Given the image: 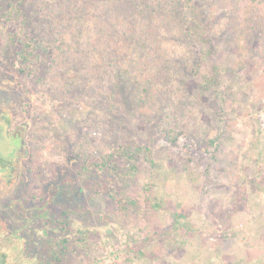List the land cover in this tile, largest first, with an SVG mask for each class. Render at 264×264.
<instances>
[{
	"label": "rangeland",
	"instance_id": "374dc122",
	"mask_svg": "<svg viewBox=\"0 0 264 264\" xmlns=\"http://www.w3.org/2000/svg\"><path fill=\"white\" fill-rule=\"evenodd\" d=\"M118 1L87 9L76 55L47 24L75 0L22 1L12 22L0 9V157L18 178L0 197V260L18 245L8 262L38 264L40 238L20 236L13 215L60 186L54 205L66 197L88 210L67 234L84 230L88 243L74 240L62 264H264V0H181L174 12L159 0H121L117 11ZM120 10L130 44L109 29ZM108 43L122 47L117 68L102 60ZM136 148L153 164L143 152L134 172L117 156L88 181L68 174ZM113 195L134 205L121 210Z\"/></svg>",
	"mask_w": 264,
	"mask_h": 264
},
{
	"label": "trees",
	"instance_id": "16d2710c",
	"mask_svg": "<svg viewBox=\"0 0 264 264\" xmlns=\"http://www.w3.org/2000/svg\"><path fill=\"white\" fill-rule=\"evenodd\" d=\"M22 1L25 0H0V9L4 4L7 6V10L3 11V15L6 21L12 22V19L15 15L22 14ZM112 1L113 0H110V2ZM122 2L123 1L121 0L117 2L115 6V9L117 11L119 7H121L122 9ZM158 2H160L163 8H167L171 12H174V10L177 9V7L181 4V0H159ZM96 3V0H94L86 8L87 5L84 0H75L74 7L70 4H64L65 6H63V8H59L57 6L56 9H53L54 11L47 17V24L49 23V25H52V29H54L55 35L58 36L56 37V40L60 43L58 49L62 51L66 50L68 53H74V55L79 53V36L82 37L83 33L89 29L87 26H85L86 24H83L80 21V19H85L88 11L87 9L92 7V5H95ZM109 8H112V4L108 5L107 9ZM123 12L124 10L122 11V13ZM122 13L121 10L119 12L112 13L111 18H118V22L120 23H110L111 27L109 29L112 33L117 34V36L119 37V41L127 39L126 44H130V41L133 40V38L128 36V32L131 30V28L127 27L123 29L124 24L121 23L123 21V18H121ZM57 15H59V17H57ZM109 15L110 14L108 13L107 16L109 17L110 21ZM26 22L27 20L24 19V23ZM113 44L114 43L109 45L108 43V45L103 49L102 60L105 63L110 60L109 63L115 66L114 64L116 63V58L118 59V57L121 56V52L119 50H121L122 47L117 43L115 47V53L119 55L117 56L111 48ZM117 64H119L118 61ZM172 134L173 133L169 131L166 135V138L171 143L176 141V137ZM143 152L146 153L148 151L136 148L134 154L128 153L125 150L118 151L117 153L112 152L101 158L102 161L100 163H98V161L93 162L90 159L87 161L83 160L82 162H80V164L72 166V169L68 170V174L73 176V178L75 176H79L81 181H88L90 172L95 173L98 169L109 168L110 166L114 165L113 163L117 164L118 161H115V158L117 156L118 158H121L120 163L118 162L119 164L125 162L128 165V172H134L137 169L136 164L133 162L134 156H139ZM146 158L149 164L152 165L153 162L151 160V154L149 152ZM117 166L119 170L120 165ZM113 168L114 170H110L114 173H117L118 170L115 167ZM17 179V172L15 170L14 163L11 162V160L0 157L1 198L11 195L12 191L17 186ZM62 184H67L71 188V190L68 188L66 190V192L70 193V191L73 190V186L75 183L74 181H71L69 183L63 181ZM94 188L98 190V188H100V183L95 184ZM62 189L63 188L60 186H55L54 188H52V190L49 192V197L45 206H32L27 211L23 207L21 209L17 207V209L19 210L16 214L13 215L16 221H20L19 223L21 224V226H19L18 229L20 236H23V234H27L33 241H38L37 238H40L39 243H41L42 245V250L38 255V264H62L63 261L70 255V253L73 252L74 240L77 242L79 247H82L83 245L85 246L88 243V237L84 230H78L77 236H75L74 238H69L67 235L69 234V226L72 221L71 216L76 214L77 211L78 215L86 217L88 216V210H86L85 207H78L76 210H74L72 207V203L69 201L67 202L66 197L63 201L64 206H61L59 208L54 205L55 192H61L64 190ZM95 189L94 192L97 193V190L95 191ZM52 195H54V197H51ZM111 198L118 204L119 208L124 211L128 210L130 206L134 205L133 202L123 201L118 196L113 195V197ZM17 201H19V198L17 199ZM155 207L159 209L160 204L158 203ZM170 218L171 223L173 225L175 224L174 227L177 228L178 226H180L182 228H188L187 223H180V221L184 219L183 215L172 213L170 214ZM33 223H35V225L31 227L30 225ZM8 233V223L3 218H0V236L7 235ZM15 247L19 248L18 245H14V248L10 250V254L8 256L5 254V252H3L0 264H11L12 262H14V260L8 262L7 259L8 257L10 258V256L13 254V252L15 251ZM22 249L23 247H20V250Z\"/></svg>",
	"mask_w": 264,
	"mask_h": 264
}]
</instances>
